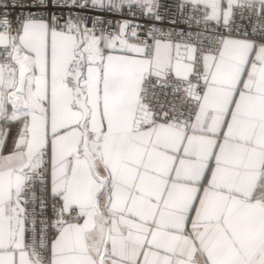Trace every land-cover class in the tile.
Instances as JSON below:
<instances>
[{
	"label": "snow or ice",
	"instance_id": "1",
	"mask_svg": "<svg viewBox=\"0 0 264 264\" xmlns=\"http://www.w3.org/2000/svg\"><path fill=\"white\" fill-rule=\"evenodd\" d=\"M161 9L0 0V264H264V0Z\"/></svg>",
	"mask_w": 264,
	"mask_h": 264
},
{
	"label": "built area",
	"instance_id": "2",
	"mask_svg": "<svg viewBox=\"0 0 264 264\" xmlns=\"http://www.w3.org/2000/svg\"><path fill=\"white\" fill-rule=\"evenodd\" d=\"M182 2L183 0H160L162 5L161 14L166 18L165 22L161 26L167 29L168 24L172 19H181L177 5Z\"/></svg>",
	"mask_w": 264,
	"mask_h": 264
}]
</instances>
